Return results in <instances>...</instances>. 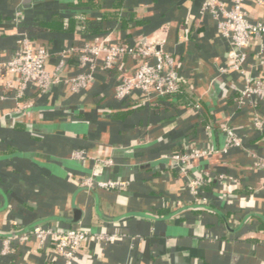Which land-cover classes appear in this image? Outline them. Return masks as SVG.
Masks as SVG:
<instances>
[{"label":"crops","instance_id":"1","mask_svg":"<svg viewBox=\"0 0 264 264\" xmlns=\"http://www.w3.org/2000/svg\"><path fill=\"white\" fill-rule=\"evenodd\" d=\"M81 1L90 0H0V59L17 51L19 23L84 10L89 18L101 16ZM93 1L110 10L117 0ZM119 1L123 15H132L128 29L112 20L95 35L28 33L34 45L49 49L47 70L58 75L46 92L31 87L16 98L10 85L18 74L0 73V264H67L49 241L19 239L20 230L38 225L115 235L87 240L73 264H264V97L242 94L247 79L264 82V39L252 41L243 72L222 73L230 46L218 20L201 8L203 0ZM245 7L251 21H264V5L245 0ZM101 36L153 42L177 56L186 93L178 103H145L136 94L117 100L118 84L137 64L130 56L112 70L98 68L88 88L74 91L67 81L80 72L79 49ZM190 99L201 108L187 104ZM225 127L243 146L190 163L192 175L209 172L200 195L217 212L194 210L190 205L202 202L186 191L170 156L192 146L222 148ZM77 149L87 151L84 163L73 158ZM221 173L229 187L218 180ZM83 177L129 185L81 186ZM4 237L12 240L7 255Z\"/></svg>","mask_w":264,"mask_h":264},{"label":"built area","instance_id":"2","mask_svg":"<svg viewBox=\"0 0 264 264\" xmlns=\"http://www.w3.org/2000/svg\"><path fill=\"white\" fill-rule=\"evenodd\" d=\"M264 5V0H255ZM201 8L210 12L218 20L221 36L229 43V63L221 67L222 73L243 72L248 56V48L256 38L264 39V21L253 22L249 18L245 7V0H203ZM19 47L9 60L0 59V73L6 69L18 74V83L10 85L16 98L25 96L29 88L36 87L41 92H46L51 81L57 77V73L47 70L46 63L49 57V49L34 45L33 40L27 33H20ZM264 46V43H263ZM130 56L137 60L134 72L123 78L116 89V99L121 101L133 95H138L143 102L179 94L186 78L179 70L177 56L164 51L153 42H137L127 44L122 41H110L107 37H96L93 42L85 44L79 49L80 72L70 79L68 84L74 91L88 88L95 79L98 68L104 70L114 69L125 57ZM64 63H61L59 68ZM243 95H258L264 97V82L256 78L247 79ZM28 106V105H25ZM197 109L200 103H195ZM261 125V122H257ZM209 132L212 127L208 126ZM226 141L222 148L214 144L207 147L192 146L184 151L174 152L170 156L178 171L185 178V186L195 200L205 203L207 199L201 197V189L206 183L209 172L204 175H192L189 170L190 163L194 160H202L219 152H228L233 147L243 146V139L233 128L225 127ZM85 149H77L73 158L80 161L87 159ZM111 164L112 160L104 161ZM264 164V160H263ZM218 180L227 185L229 176L221 173ZM129 185L124 180L95 181L93 177H83L81 186L107 188L111 190H124ZM35 239L39 244L49 241L54 249L62 255L67 264H73L76 256L84 243L89 239L113 241L115 235L103 232H93L82 227L59 230L54 227L34 226L32 229L21 234L19 239ZM13 252L12 240L9 237L2 239L3 255Z\"/></svg>","mask_w":264,"mask_h":264},{"label":"trees","instance_id":"3","mask_svg":"<svg viewBox=\"0 0 264 264\" xmlns=\"http://www.w3.org/2000/svg\"><path fill=\"white\" fill-rule=\"evenodd\" d=\"M80 3L90 6L91 10L101 13V16L98 18H89L88 11L86 10L77 12L74 16L68 19H64L60 16L55 15V18L53 20L42 21L38 24L29 25V24L19 23L18 24L19 32L28 34V33H35V32L51 31V30H62V31L76 30V31L83 32L86 34L95 35L103 31H106L108 29V26H107L108 23L112 20L119 21L122 24V27L126 29H128L129 23L132 20V15H131V18H128L127 16L123 15L122 2L119 0L115 1L114 8L110 10L106 9L105 7L106 5H104L101 1L90 0L86 2L81 1ZM78 65H79V62H78ZM185 93H186V90L183 88L179 94L173 95V96H167L163 98H168L173 103H178L180 101V97ZM186 103L192 104L195 102L192 99H190ZM112 114L113 116L117 115V113H114V112ZM16 117L18 119H21V118L23 119L25 115L24 114L17 115ZM81 163H84V161H81ZM189 170L191 171L190 166H189ZM190 207L194 210H208L213 213L217 212V210L213 206L207 203H200L199 205H190ZM162 214L169 215V211L167 209H164L162 210ZM27 231L28 229H22L19 232H21L20 234H23Z\"/></svg>","mask_w":264,"mask_h":264}]
</instances>
